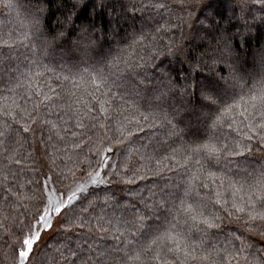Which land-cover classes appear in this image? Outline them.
<instances>
[{
	"label": "snow or ice",
	"instance_id": "6c2138e0",
	"mask_svg": "<svg viewBox=\"0 0 264 264\" xmlns=\"http://www.w3.org/2000/svg\"><path fill=\"white\" fill-rule=\"evenodd\" d=\"M251 2L264 9V0ZM173 4L191 17L193 0H173ZM0 6L15 7L12 0H0ZM100 7L114 8L115 5L101 0ZM120 7L124 9L125 5ZM216 7V3H209L203 8L201 25L210 21ZM71 8H79L81 15L91 8L95 14L96 4L74 0ZM152 10L163 23L152 17L157 23L156 34L148 36L141 30L133 43L149 49L153 56L161 55L166 49L167 55L179 59L183 49L178 48L174 40L163 44L164 38L159 35L172 31L170 14L175 11L172 4L166 0H133L121 19L134 20L137 12ZM44 11L38 8L33 14L31 28L23 38L11 32L0 34V64L16 61L10 66L16 75L10 76L8 84L0 91V239L11 249V254H4L5 259L10 264H30L44 235L60 227L64 232L75 228L109 233L118 241L111 246L89 244L87 256L78 245L65 256L69 264H240L241 259L245 264H264V259L249 260L244 255L248 249L240 236H234L222 248L204 239L209 230L219 227L223 218L219 210L237 222L243 221L248 232L259 231L264 235V171L253 182L246 183L219 170L205 168V161L219 162L251 152L252 144L246 142H258L264 147V78L249 88L244 77L231 74L229 66L230 76L221 79L231 80V94L213 80L198 86L201 113L196 118L210 120L213 134L204 138L194 132L196 140L187 146L175 147L169 142L179 137L180 131L161 105L142 110L135 101L129 103L126 98L133 93L140 94L144 79L128 89L124 83H117L113 74H106L98 67H86L76 73L56 74L54 79L59 87H53L47 79L48 66L39 59L24 63L19 56L13 57L4 51L25 47L35 55L37 47L46 50L63 38V31L51 40L43 38ZM166 15L168 19L164 20ZM79 18L75 12L68 15L67 22L72 25L68 35L75 34L76 44L86 50L96 40L97 27L95 22L77 24ZM176 18L185 22L183 16ZM37 39L42 40L40 45L35 43ZM214 39L222 42L224 38ZM240 39L243 42L247 37L242 35ZM225 50L233 51L227 46ZM258 59L264 65V50L258 52ZM124 65L123 69L116 64L113 67L131 73L153 66L143 56L139 60L129 56ZM160 67L162 71L153 91L163 100L175 92V85L163 65ZM185 92L187 88L179 94ZM118 99L123 103H118ZM114 113L117 114L115 119ZM225 125L229 131H236L239 138L221 142L215 133ZM162 126L168 130L157 141L159 148L153 146L149 150L146 145L138 146L146 128ZM38 131L45 165L37 163L38 147L25 148L29 141L35 144ZM180 169L188 178L182 179L172 190L161 189L163 194H158L147 187V181ZM113 185L127 186L131 200L143 207L130 201L122 206L135 209L131 218H117L114 222L101 215L93 225L84 213L94 209L98 202L111 205ZM164 212L168 215H163ZM148 220L163 223L153 229L147 224ZM193 232L202 234L199 242L193 240ZM235 241H240L239 246Z\"/></svg>",
	"mask_w": 264,
	"mask_h": 264
},
{
	"label": "trees",
	"instance_id": "16d2710c",
	"mask_svg": "<svg viewBox=\"0 0 264 264\" xmlns=\"http://www.w3.org/2000/svg\"><path fill=\"white\" fill-rule=\"evenodd\" d=\"M73 2L74 0H12L15 5L13 9L0 6V34L11 32L13 36L19 34L20 38H23L24 33L29 32L31 28L32 16L38 8L45 9L41 23L43 38L51 40L52 36L57 35L60 31L65 33L63 38L54 41L46 50L37 47L35 55L25 47H19L18 51L9 52L7 49L4 51L13 57L19 56L21 60H24V63H29L33 58L39 59L42 64L48 66L47 79L53 87H59V83L54 79L56 74L76 73L83 71L86 67L89 69L98 67L106 74H113V79H116L117 83H124L128 89H132L136 81L144 79L140 94L133 93L126 98L129 103L135 101L142 110L161 105L162 110L173 118L180 131L179 137H173L169 142L175 147H180L181 144L187 146L191 141L196 140L194 132L204 138L213 134L210 120L205 122L203 117L199 120L196 118L201 113V96L196 91L198 86L208 80H213L231 94L233 91L230 87L231 80L221 79V77L230 76L229 66H231V74L244 77L249 88L264 78V65L258 59V52L264 50V9L252 4L251 0H193V11L190 18L187 11L179 10L178 5L173 4V0H166L167 3L173 5L175 10L174 14H170L172 31L159 35L164 38L163 44L174 40L176 46L183 49L179 59L167 55L166 49L162 50L161 55L153 56L149 49L133 43L135 39L139 38L141 30L148 36L156 34L157 23L152 17L155 16L160 23H163V20L155 10L137 12L134 20H125L121 19V16L126 13L127 6L133 0H103L105 3L115 5L114 8L105 9L100 7L101 0H83L85 4L95 2L96 11L94 14L89 8L82 15L79 8H71ZM209 3H216V10L210 21H205L204 25H201L200 20L203 19L201 11ZM121 4L125 5L124 9L120 7ZM72 12L80 17L76 21L77 24L87 22L96 24V40L93 46L86 50L76 44L75 34L68 35L72 30V25L67 22V17ZM127 15L131 16V13L127 12ZM177 16H183L185 22L178 21ZM73 19L76 20V15L73 16ZM167 19L166 15L164 20ZM178 23H181L179 28L176 27ZM206 33L208 34L206 35ZM242 35L247 37L243 42L240 39ZM219 36L224 38L222 42L214 39ZM229 37L233 39L229 40ZM35 43L40 45L42 40L37 39ZM226 46L232 48L233 51L225 50ZM129 56L135 60H139L143 56L153 66L136 69L131 73L121 72L119 69L125 67L124 61ZM26 57L27 59H25ZM15 63L16 61L13 59L0 64V91L8 84L9 77L16 75L10 68ZM114 64L119 65V69L113 67ZM161 65L175 85V92L170 93L163 100L159 99L158 93L153 91L162 71ZM41 82L43 83V81ZM185 88H187V92L180 95L179 93ZM120 91L123 92L124 89L121 88ZM189 93L191 94L189 95ZM118 103L122 104L123 101L118 99ZM116 115V113L113 114L114 119ZM53 118L55 119V117ZM167 130L166 126L156 129L146 128L145 132L141 134L138 146L146 145L149 150L153 146L159 148L160 145L157 144V141L164 137ZM215 134L220 137L221 142H232L239 138L236 131H229L227 125L223 129L217 130ZM47 135L48 133L45 131L43 133L45 139ZM40 141L41 134L38 131L35 136V144L29 141L25 144V148L32 150L34 147H38L37 163L45 165L47 161ZM246 143L252 144L251 152H246L243 156L221 159L219 162L205 161V168L227 173L229 177L241 182H253L254 178H258L264 171V147H261L258 142ZM170 150L168 149V151ZM187 178L185 171L180 169L179 171L165 172L163 176L149 180L146 184L158 194H163L161 189L164 192L172 190L182 179L186 180ZM112 191L114 195L111 197V205L98 202L94 209H89L87 213H84L85 218L93 225L101 215L115 222L117 218H131V213L135 211L134 208L125 209L122 206L130 201L132 204H137L127 194V186L113 185ZM202 191L207 192L208 190ZM209 194L214 195V193ZM145 195H148L147 191ZM156 198L158 199L159 195ZM137 207L142 208L143 206L137 204ZM21 211L23 210L21 209ZM219 214L223 217L219 221V227L208 231L207 236L204 237L206 243L222 248L234 236H240L248 249L244 255H247L249 260L264 259V235L259 231L248 232L243 221L237 222L222 210H219ZM163 215L167 216L168 213L164 212ZM169 219H171L170 216ZM162 223V220L147 221V224L153 229ZM13 230L17 229L13 228ZM201 235L199 232H193L192 238L195 242H199ZM101 237L105 238L101 239ZM113 243H118V241H114L109 233L88 232L75 228L71 232H64L62 228L58 227L51 237L38 246L30 264H69L65 256H69L71 251L77 249L78 245L83 249L82 254L87 256L89 244L111 246ZM235 244L239 246L240 241H235ZM6 252L11 254V249L0 239V264H10L5 259ZM240 264H245V261L241 259Z\"/></svg>",
	"mask_w": 264,
	"mask_h": 264
},
{
	"label": "rangeland",
	"instance_id": "374dc122",
	"mask_svg": "<svg viewBox=\"0 0 264 264\" xmlns=\"http://www.w3.org/2000/svg\"><path fill=\"white\" fill-rule=\"evenodd\" d=\"M57 228H58V227H56V228L54 229V231L51 232V233H46V234L44 235V237L42 238V240H41V242H40L39 245H41V244L44 243L49 237H51V235L55 232V230H56ZM39 245H38V246H39ZM38 246H37V248H38Z\"/></svg>",
	"mask_w": 264,
	"mask_h": 264
}]
</instances>
